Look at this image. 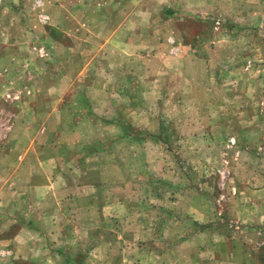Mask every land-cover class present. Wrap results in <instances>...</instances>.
<instances>
[{
	"label": "rangeland",
	"instance_id": "rangeland-1",
	"mask_svg": "<svg viewBox=\"0 0 264 264\" xmlns=\"http://www.w3.org/2000/svg\"><path fill=\"white\" fill-rule=\"evenodd\" d=\"M35 1L0 0V264H264V0Z\"/></svg>",
	"mask_w": 264,
	"mask_h": 264
},
{
	"label": "crops",
	"instance_id": "crops-1",
	"mask_svg": "<svg viewBox=\"0 0 264 264\" xmlns=\"http://www.w3.org/2000/svg\"><path fill=\"white\" fill-rule=\"evenodd\" d=\"M45 185L46 184L39 186V187H35L33 189V192L35 193L37 198L42 197L43 195H46V193L48 192L49 186L48 185L45 186Z\"/></svg>",
	"mask_w": 264,
	"mask_h": 264
},
{
	"label": "built area",
	"instance_id": "built-area-1",
	"mask_svg": "<svg viewBox=\"0 0 264 264\" xmlns=\"http://www.w3.org/2000/svg\"><path fill=\"white\" fill-rule=\"evenodd\" d=\"M39 4H40V0H36L35 3H34V6H38ZM38 17L43 22L47 21V19H48V16L46 14H44V13H39Z\"/></svg>",
	"mask_w": 264,
	"mask_h": 264
}]
</instances>
